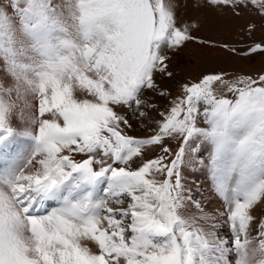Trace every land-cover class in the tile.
<instances>
[{
  "label": "snow or ice",
  "instance_id": "obj_1",
  "mask_svg": "<svg viewBox=\"0 0 264 264\" xmlns=\"http://www.w3.org/2000/svg\"><path fill=\"white\" fill-rule=\"evenodd\" d=\"M181 6L264 21V0H0V264H264V68L159 82L189 43L264 40L201 39Z\"/></svg>",
  "mask_w": 264,
  "mask_h": 264
},
{
  "label": "rangeland",
  "instance_id": "obj_2",
  "mask_svg": "<svg viewBox=\"0 0 264 264\" xmlns=\"http://www.w3.org/2000/svg\"><path fill=\"white\" fill-rule=\"evenodd\" d=\"M177 16L179 20L189 22L199 18L201 21L200 30L193 34L201 39H210L219 45L227 43L244 51L249 45L264 40V21L252 13L245 12L242 16L236 17L228 9L223 11L211 8L193 9L191 6L185 9L181 6L177 11ZM249 22L255 23L257 26L256 30L251 34L247 31ZM183 51L194 53L195 59L189 61L187 56H181L179 63L174 62L172 65V68L178 73L177 79L168 80L164 78L159 81L173 96L178 94V80H193L203 72L224 71L231 76H235L239 74H255L264 68V52L254 54L251 57H242L221 47L202 48L196 43L187 44ZM145 95L154 100L161 109L168 104V100L158 97L153 92H146ZM152 115L155 116L156 114L153 113ZM133 123L135 131L132 134H146L135 121ZM169 143L175 149L177 142L170 141ZM185 180L187 186L192 190L191 194L195 199L203 200L206 208L215 209L219 207L218 198L211 193L210 181L206 170L188 171L185 173ZM225 231L227 230H223L221 235H224Z\"/></svg>",
  "mask_w": 264,
  "mask_h": 264
},
{
  "label": "bare ground",
  "instance_id": "obj_3",
  "mask_svg": "<svg viewBox=\"0 0 264 264\" xmlns=\"http://www.w3.org/2000/svg\"><path fill=\"white\" fill-rule=\"evenodd\" d=\"M210 198H211V197H210ZM212 201H213V200H212ZM215 201H216V200H215ZM213 202H214V201H213ZM208 205H210V204H208ZM208 205H207V206H208ZM210 209H211V208H210Z\"/></svg>",
  "mask_w": 264,
  "mask_h": 264
}]
</instances>
